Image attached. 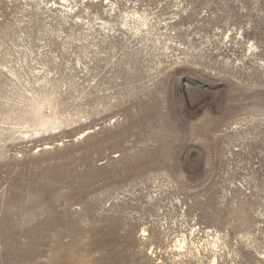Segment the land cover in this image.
<instances>
[{"label":"rangeland","instance_id":"obj_1","mask_svg":"<svg viewBox=\"0 0 264 264\" xmlns=\"http://www.w3.org/2000/svg\"><path fill=\"white\" fill-rule=\"evenodd\" d=\"M48 1L0 0V264H264V0Z\"/></svg>","mask_w":264,"mask_h":264},{"label":"bare ground","instance_id":"obj_2","mask_svg":"<svg viewBox=\"0 0 264 264\" xmlns=\"http://www.w3.org/2000/svg\"><path fill=\"white\" fill-rule=\"evenodd\" d=\"M68 0H65V2H67ZM106 2H110V0H106ZM40 3H44L45 5H47L48 3H49V1L48 0H40ZM62 3V2H61ZM73 7V6H72ZM124 18V17H123ZM127 22L125 23V24H123V26L127 29ZM144 232H145V230H144ZM183 240V239H182ZM212 251V250H211ZM213 259V258H212ZM215 260L213 259V262H214ZM212 263V262H211ZM213 264V263H212Z\"/></svg>","mask_w":264,"mask_h":264}]
</instances>
